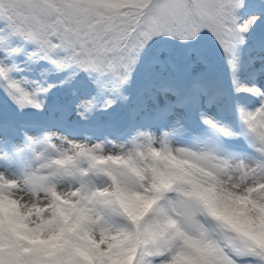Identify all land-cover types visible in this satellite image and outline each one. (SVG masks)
Returning a JSON list of instances; mask_svg holds the SVG:
<instances>
[{
  "label": "snow or ice",
  "instance_id": "6c2138e0",
  "mask_svg": "<svg viewBox=\"0 0 264 264\" xmlns=\"http://www.w3.org/2000/svg\"><path fill=\"white\" fill-rule=\"evenodd\" d=\"M0 264H264V0H0Z\"/></svg>",
  "mask_w": 264,
  "mask_h": 264
}]
</instances>
